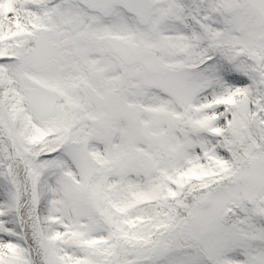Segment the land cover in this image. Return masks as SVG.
Segmentation results:
<instances>
[{
    "label": "snow or ice",
    "instance_id": "6c2138e0",
    "mask_svg": "<svg viewBox=\"0 0 264 264\" xmlns=\"http://www.w3.org/2000/svg\"><path fill=\"white\" fill-rule=\"evenodd\" d=\"M0 264H264V0H0Z\"/></svg>",
    "mask_w": 264,
    "mask_h": 264
}]
</instances>
